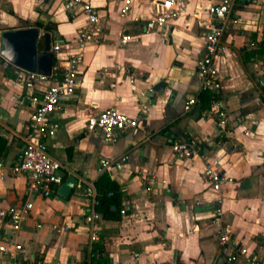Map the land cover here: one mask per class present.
<instances>
[{"label": "crops", "instance_id": "crops-1", "mask_svg": "<svg viewBox=\"0 0 264 264\" xmlns=\"http://www.w3.org/2000/svg\"><path fill=\"white\" fill-rule=\"evenodd\" d=\"M88 1L99 19L83 47L80 83L62 97L55 113L61 126L47 139L62 163V182L74 175L77 183L67 196L58 192L61 183L48 196L29 195L26 175L5 168L0 208L26 199L32 207L18 230L0 217V243L19 242L18 258L25 264H175L176 257L187 264H246L243 255L228 261L219 251V225L211 218L220 205L221 225L264 264V85L259 81L264 62L251 53L264 42V0H234L231 6L223 34L227 49L215 59L222 79L218 96L227 111L224 129L210 104H186L199 88L196 60L209 18L204 7L220 0H203L201 8L199 0H189L186 11L160 30L144 27L158 9L154 0H130L126 14L121 13L125 0ZM86 24V15L68 11L62 0H3L0 9V32L38 26L41 51L43 33H49L52 63H63L76 49L78 31ZM126 33L132 38L120 43ZM56 40L61 48L52 51ZM20 69L0 56V160L6 164L24 146L34 107L32 89L17 78ZM159 81L165 82L161 89L149 91ZM47 83H35L33 93L40 96ZM109 106L140 116L141 128L117 131L109 142L89 132L87 118ZM185 137L197 139L199 154L183 158L171 150V139ZM201 153L218 156L229 177L219 191L203 177ZM123 154L121 168L103 173L120 184L125 211L115 219L100 214L94 225L100 239L89 249L85 183L102 174L96 170L99 158ZM7 259L0 252V264Z\"/></svg>", "mask_w": 264, "mask_h": 264}, {"label": "built area", "instance_id": "built-area-1", "mask_svg": "<svg viewBox=\"0 0 264 264\" xmlns=\"http://www.w3.org/2000/svg\"><path fill=\"white\" fill-rule=\"evenodd\" d=\"M189 0H154L158 9L154 16L145 19L144 27L146 30H160L167 23L177 19L187 9ZM130 0H125L121 13L126 14ZM234 0H220L215 3H208L204 8L208 13V20L204 26V44L201 56L196 60V71L199 76V88L196 94L187 99V106L191 107L201 101L202 93L211 94L210 106L215 111L219 119V127L224 129L227 122V111L223 100L219 98L218 91L222 86V79L219 70L215 64L218 55H222L227 49V43L223 38L224 30L231 22L230 12ZM64 7L68 11H80L87 17V24L79 29L76 36V49L67 54L62 63L56 60L52 63L49 73L29 71L20 69L17 71V78L23 82L26 87L33 90L35 83L46 82L40 96L31 90L29 99L33 104V111L30 115V128L24 136V146L17 155V158L6 164L0 160V176H3V170L6 168L11 173H24L27 177L26 192L29 195L48 196L57 185L62 182V175L59 169L62 163L49 150L47 139L55 135L57 129L61 126L60 121L55 117V113L61 108V99L63 96L71 95L79 85L78 65L83 58V47L85 43L93 36V26L98 22L99 16L96 7L88 0H62ZM203 0H199L201 8ZM3 0H0V9ZM198 10V9H197ZM198 12V11H196ZM233 21V20H232ZM132 38L131 34H123L119 38L120 43H125ZM61 48L59 40L53 42L52 51H58ZM1 50V43H0ZM0 56H2L0 52ZM51 80V81H50ZM114 85V83H111ZM141 123L140 116H131L118 110L115 106H109L95 115L87 118L86 127L89 132H98L104 141L109 142L115 139L117 131L131 130L137 132ZM171 150L183 158H191L200 153L199 144L195 137L173 138L169 142ZM202 157L204 154H200ZM204 158V157H203ZM127 155L123 154L119 158L101 157L96 167L97 173L101 174L112 168H121ZM203 167V177L209 183L211 188L219 191L221 184L229 177L220 170V160L218 156L205 157ZM85 193L88 195L90 203L89 211L85 214L84 220L90 227L89 249L94 247V243L100 239L94 230L96 219L100 213L94 209L96 187L93 180L85 183ZM216 200L221 203V196ZM32 207V201L26 199L22 204H10L0 208V217H6L12 224L14 230H18L27 217ZM122 213L124 208L120 210ZM222 208L218 205L213 213L211 222L219 225L217 228V242L220 253L228 260L234 261L239 255L245 257L246 264H262L259 259L249 256L245 247L235 238L231 231L222 226L221 221ZM55 229L59 225H52ZM68 227V225H65ZM22 245L16 240L0 243V252L8 257L2 264H25L18 258V250ZM138 255V253H135ZM119 264V263H112Z\"/></svg>", "mask_w": 264, "mask_h": 264}, {"label": "water", "instance_id": "water-1", "mask_svg": "<svg viewBox=\"0 0 264 264\" xmlns=\"http://www.w3.org/2000/svg\"><path fill=\"white\" fill-rule=\"evenodd\" d=\"M40 28L38 26H27L20 28H6L0 32L1 54L13 64L29 71H39L49 73L52 64V55L49 51L50 35L43 33L44 47L43 51L38 48ZM259 81L264 85V73L259 76ZM165 84L159 81L153 85L149 91L160 90ZM77 177L68 175L59 185L58 192L63 195H69L71 189L76 185ZM175 264H187L175 258Z\"/></svg>", "mask_w": 264, "mask_h": 264}, {"label": "trees", "instance_id": "trees-1", "mask_svg": "<svg viewBox=\"0 0 264 264\" xmlns=\"http://www.w3.org/2000/svg\"><path fill=\"white\" fill-rule=\"evenodd\" d=\"M261 47V49H257L251 53L261 58L264 62V42L261 44ZM201 95V108H205L209 106L211 97L205 93ZM94 183L96 187L94 209L105 218H118L121 207L120 184L106 173L99 175Z\"/></svg>", "mask_w": 264, "mask_h": 264}]
</instances>
